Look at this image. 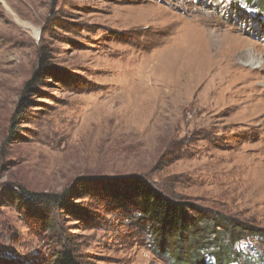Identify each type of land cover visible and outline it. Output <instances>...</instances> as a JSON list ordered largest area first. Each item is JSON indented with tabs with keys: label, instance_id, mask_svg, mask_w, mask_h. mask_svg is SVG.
Segmentation results:
<instances>
[{
	"label": "rangeland",
	"instance_id": "obj_1",
	"mask_svg": "<svg viewBox=\"0 0 264 264\" xmlns=\"http://www.w3.org/2000/svg\"><path fill=\"white\" fill-rule=\"evenodd\" d=\"M258 1L0 0V264H51L61 249L18 212L21 188L85 195L59 214L81 264L264 256V238L243 233L230 251L217 229L194 248L189 232L161 241L132 202L97 189L140 175L194 217L264 234V207L242 189L243 150L264 137V105L252 119L242 108L264 99Z\"/></svg>",
	"mask_w": 264,
	"mask_h": 264
},
{
	"label": "trees",
	"instance_id": "obj_2",
	"mask_svg": "<svg viewBox=\"0 0 264 264\" xmlns=\"http://www.w3.org/2000/svg\"><path fill=\"white\" fill-rule=\"evenodd\" d=\"M257 9L258 11L264 10V0L258 1ZM97 182H100L97 185L98 191L105 197L120 203L132 202L138 217L145 221L148 230L153 235L161 237V241L168 234L178 235L181 239L184 233L189 232V237H192L193 240L189 241L188 247L194 248L195 244L203 240L209 242L210 240L208 239L211 234L217 229V236L214 237V240L218 242L228 240L229 248L226 247L227 250L231 251L230 246H233L240 239L244 241L246 239L245 235H250L255 241L264 238L263 233H259V231L251 227H242V231L239 230L232 220L223 221V219L218 217L208 218L206 216L194 217L189 212V208L191 209L190 205L171 199V197L157 190L143 176L127 175L101 179ZM71 190L68 188L60 194H48L28 192L21 188L20 192H14L18 212L28 216L29 221L38 223L42 229V235L48 238L51 237L60 245L61 249L56 253L51 264H81L77 261L73 251L69 249L67 242H70V237L66 238L67 236L62 231L64 227L61 226L62 222L59 215L61 211H66L70 208V200H78L85 197L82 193L73 195ZM207 242H205V246L208 245ZM261 242L264 244V241ZM199 254L202 253L199 252ZM213 255L215 256L216 264H226L227 260H229L227 256H224V250L213 252ZM237 256L243 258L240 253ZM198 257L197 260H194L193 255V262L195 264H204L203 257L201 255ZM257 258L258 261L253 263L249 261V258L245 261L250 264H264V256L259 251ZM178 260L180 259L178 258Z\"/></svg>",
	"mask_w": 264,
	"mask_h": 264
},
{
	"label": "bare ground",
	"instance_id": "obj_3",
	"mask_svg": "<svg viewBox=\"0 0 264 264\" xmlns=\"http://www.w3.org/2000/svg\"><path fill=\"white\" fill-rule=\"evenodd\" d=\"M217 5L218 6L214 7V9H217L220 13L222 4L218 3ZM247 58L251 65L260 64L259 61H255L256 59L252 53H248ZM261 64L264 66V62ZM262 93L263 91L261 90L255 91L253 96L258 100L256 102H251L246 108L242 104V108L247 111L246 113L249 114L251 119L257 116L260 108L264 105V99L258 98ZM262 131H264V129ZM262 134L264 135V133H261V135ZM242 186L244 191L255 193L259 197L260 205L264 207V137H262L255 146L243 150Z\"/></svg>",
	"mask_w": 264,
	"mask_h": 264
}]
</instances>
